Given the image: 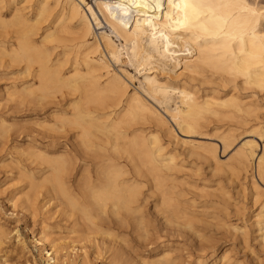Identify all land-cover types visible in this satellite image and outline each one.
<instances>
[{
    "label": "bare ground",
    "instance_id": "obj_1",
    "mask_svg": "<svg viewBox=\"0 0 264 264\" xmlns=\"http://www.w3.org/2000/svg\"><path fill=\"white\" fill-rule=\"evenodd\" d=\"M89 1L34 0L35 10L27 11L17 0H0V37L7 39L0 42V66L25 65L24 71L34 81L18 95L24 94L30 102L70 100L75 113L71 118L60 115L59 121L79 130L82 142L90 148V169L83 167L77 174L79 165L68 151L48 153L37 141L27 144L29 160L47 167L40 171L38 183L26 186L23 210L30 207L35 212L40 207L44 212L60 197L59 203L80 215L74 228L83 222L90 226V236H118L117 231L124 230L131 236L147 235L149 241L151 233L184 236L190 245H196L194 240L199 238L204 254L195 264H242L222 238L207 237L211 227L203 221L233 230L245 247L250 246L253 233L264 250V0ZM5 5L9 17L3 15ZM33 10L35 18L29 16ZM41 22L45 23L42 29ZM9 34L15 35V43ZM38 125L53 128L44 122ZM6 128V121L1 122L0 130ZM165 137L169 144L184 147L183 152L169 148ZM230 151L223 162L221 153ZM184 157L202 161L212 177L225 180L218 179L212 187L203 178L195 181H202L200 185L188 182L180 176L187 169ZM224 181L236 183L238 193L244 192L251 203L253 211L248 220L246 215L240 217L241 225L230 220L232 203ZM44 184L50 188L39 200ZM181 185H189L188 192L194 194L191 199H181L186 196ZM196 198L213 211L190 209ZM239 208L241 215L245 207ZM198 214L205 217L200 225L195 221ZM11 233L0 223V253ZM15 234L26 248L23 237L18 231ZM52 235L43 226L40 235L32 237L35 248L45 264H64L72 252L67 253V242L59 241L62 236ZM140 236L133 239L142 240ZM125 241L126 245L118 240L105 245L116 264L181 261L174 257L176 248L160 243L152 256L140 257L141 262L130 254V238ZM0 264H10L5 254H0ZM77 264H86L85 256Z\"/></svg>",
    "mask_w": 264,
    "mask_h": 264
},
{
    "label": "rangeland",
    "instance_id": "obj_2",
    "mask_svg": "<svg viewBox=\"0 0 264 264\" xmlns=\"http://www.w3.org/2000/svg\"><path fill=\"white\" fill-rule=\"evenodd\" d=\"M17 2H18V4H20L19 6H24L25 8L28 7L27 11L34 9L32 7L36 6V4H34L35 3L34 0H29V2H28V0H17ZM89 2L92 3V0H90ZM8 7H9L8 5H5L4 10H3V15L6 17H9V14H10V10L8 9ZM34 10L32 12L33 14L32 13L29 14V16L31 18H35V15L37 13ZM44 26H45V23L41 22L39 28L42 29ZM13 36H15V35L9 34V37H12L10 41L15 43L16 41L14 40ZM4 40H7V39H3L2 37H0V42L4 41ZM36 40L38 43H40V41H41L39 36L36 37ZM128 69L132 73H135L133 71V69H131V68H128ZM24 70H25L24 64H21L18 66H16L14 64V65H11V67H9V68H8V66L7 67L6 66H4V67L0 66V75H2V76H0L1 77V80H0V124H1V122H5V121L7 124L6 129L0 130V133H1V135H0V223L5 226L6 230L12 231L11 236H9L11 239L10 238L7 239L5 244L2 246V249H1L2 253H0V254L1 255L5 254L6 257L8 258V261L10 264H33L35 261L37 262V264H45L43 257L40 255L38 250L35 248L32 237H33V235H36V236L40 235L43 226H47V233H54V235H52V237L62 236L63 238L60 239L59 241H63V242L68 243V245H67V243H65L69 247L68 248L69 251L68 250H66V251H67V253L70 252L69 254H71V252H72V254H71L72 256H70V257H73V258L71 259L70 257H68L63 262L64 264H72V263L77 264L78 261L80 260V258L83 256H85L86 264L88 262L87 258L89 259L90 264H116L115 263L116 261H114L115 259H112V256L110 255L111 253L108 251L106 246L109 245L110 242H114L117 240L120 242L121 238L123 240H121L120 243L123 245H126V244H124L122 242L126 243L125 240L126 239L129 240V238H130V242L132 243V244L130 243V247L133 246V249L130 250V254L131 255L134 254L132 256H134L139 261H141L140 257L145 256L147 259V257H150L153 255V253L157 250L158 247L160 248L162 245H168L169 244V245L173 246L174 248H176L175 253L177 255L174 254V257L175 258L180 257L179 259H177V262H179L181 260L180 262L182 264H185V263L195 264V261L197 260L198 256L204 254V250L203 251H202V249L200 250V248L198 246V244H199L198 242H200V241H199V238L196 236H194L195 239L198 238V240L197 239L194 240L195 241L194 243H196V245H194V244L190 245L189 243L186 244L184 241L186 239V237H184V236L183 237L182 236H179V237L178 236H174V237L172 236V238H171V236L168 237V236H165L164 234H159L160 237H158L154 233H151L149 235L151 237L150 241H149V237L147 235H146L147 237L146 236L143 237L142 235L140 236L138 233H137L138 235L135 233L136 236L133 235L135 237L134 239L138 240L137 236H140L141 238L143 237L142 240L141 239L139 240L140 241V243H139V241H136L133 239V236H131V232H126L124 230H123L124 232L122 230L121 231L118 230L117 231L118 233L115 232V233H117L118 236H120V237L122 236L121 238L116 236V235H110L109 236V234H106V233H104V234L94 233V234H91V236H90V226L84 224L83 222H81V227L75 226L76 228H74L73 222H74L75 218L77 216L80 217V215L76 212L74 214H72V211H71L72 209L69 205L67 206V204H65V203H59L61 201V200H59V199H61L60 197L58 199H53L48 204L46 210L44 211L46 213L41 211L40 207H37L38 210L36 208L35 212L32 211L30 209V207H27L23 210V205H24V196H23L24 194L23 193L28 191L29 188H27V187H28V185H30L29 183H32V182L38 183L40 181L39 180L41 177L40 171L47 167L46 165H38L36 162H33L32 159H30L32 162L29 160L28 156L26 155L27 152L25 151L27 144H33L35 141H37L39 148L42 149L43 151H47L48 153L53 152V153L57 154L60 152L68 151L73 157L76 158V162L79 165V167H78L79 171L75 172L77 174L79 172H81V169H83V167L90 169V148L88 150L89 145L82 142L81 138L78 135L79 130L75 129L71 125L69 126V124H67V123L63 124L62 122L59 121V119H61V116H64L65 118H71L73 116V114L75 113V111H74L75 108H74L73 104L68 99H67V101L64 100L63 102L61 101L62 103L60 102L57 104L54 102H43V103L30 102V100L24 99V97H25L24 94L18 95V93H21L23 87L32 85V83L34 81L32 76L29 75ZM15 73H17V74H15ZM16 75L18 78L16 77ZM135 76L137 77V79L139 77L141 78V76L136 75V73H135ZM13 77H14V79H13ZM11 78H12V80H11ZM137 79L135 81L136 86L139 85ZM23 80H24V82H23ZM21 83L22 84L24 83V84L22 85ZM12 84L13 85L15 84V85L13 86ZM12 90H15V91H12ZM7 91H8V93H7ZM11 92H12V94H11ZM20 96H22V97H20ZM23 99H24V101H23ZM11 100H13V101H11ZM66 103L69 105H67ZM17 105H19V106H17ZM45 105H46V107H45ZM25 107L27 109L26 111H25ZM19 110H21V111H19ZM161 110L163 111V109H161ZM71 114H72V116H71ZM41 122H44L48 126L51 125L50 127H53V128H51V130H50V128L49 129L48 128L43 129L41 127H38L39 126L38 123H41ZM17 123H19V124H17ZM35 126H37L38 130ZM54 129H56V130H54ZM33 130H35V131H33ZM48 133H49V135H48ZM33 136H34V138H33ZM46 136H48V137H46ZM180 137L181 138L183 137L184 139L188 138V137H185L181 134H180ZM197 139H199V138H197ZM168 140L169 139L167 137H165L164 141H166V145H170L169 148H176L177 147L176 150L179 154H180V152H183L184 147H181V146L179 147V145L176 146V145H173L171 143L169 144ZM28 141H29V143H27ZM78 142H80V143H78ZM19 149L20 150L22 149V151H20ZM24 151H25V153H24ZM18 152H20V153H18ZM229 154L231 155L232 152L231 151L227 152L224 155L221 153V155H222V156L220 155V157L222 158L221 160L222 161L224 160L223 162H225L227 160V158L229 157ZM184 158H185L184 164L187 167V169H185L184 172L180 173L181 177L186 178V180L188 182H191V183L193 182L192 184H194V183L199 184V185H200V183L202 184V181L198 182V183L195 181H197L198 178H203L207 182L208 185L209 184L211 185V186L209 185L210 187L216 185L215 182H218V179H220V177H218V178L212 177V173L210 174L211 170H208L209 168L207 169L208 165H205V164L203 165L202 161L196 160V158H194V157L189 158V159H187L186 157H184ZM80 161H83V163H81ZM11 162H13V163H11ZM34 164H35V166H34ZM17 166H18V168H17ZM197 170H199V171L201 170L202 175ZM196 174H200L201 176L197 177ZM21 175H23V176H21ZM31 178H34L35 181ZM37 178H39V179H37ZM210 179L213 180L214 183H213V181L212 182L209 181ZM222 179L225 180L224 177L221 178L220 180H222ZM75 181H76V178L74 177L73 182L75 183ZM227 181L226 182L224 181L225 182L224 184L227 187H229L228 188L230 190L229 196L231 198V203H232L230 208L228 209V212L231 213L230 214V217H231L230 220H232L231 222L233 224L241 225L242 221L240 220V217L245 218V215H246L247 220H248L249 219L248 216H250L253 209L251 208V205H250L251 203L249 201H246L247 200L246 197H243L244 192L238 193L239 187H236V183H232L231 181H229L227 183ZM242 182L245 183L244 180H242ZM230 184H231V186H230ZM44 185H42L41 188L39 189L41 192L39 200H41L43 198V196H41V195H43L47 191V189L50 188L49 184H44ZM187 186H189V185H181L180 186V189H182L183 191L185 190L184 192L186 193V196L181 198L184 201L189 200L194 196L193 193L188 192V189H190V188L189 187L187 188ZM25 187H26V189H25ZM24 190H26V191H24ZM246 194H247V191H246ZM198 199H199V201H198ZM195 200H196V202L194 203V206L197 208L194 207V208H190V209L197 211V212L199 211L201 213L205 212V210H206V212H208V211L212 212L213 211V208H211L209 206H207L209 210L206 209L207 207H205V205H204L205 202L202 198H196ZM15 202H16V207L14 206ZM21 205H22V207H21ZM200 206H202V207L204 206L205 208L204 207H203L204 209H202V207L199 208ZM242 207L243 208L245 207L244 209H246V210L243 211L244 209H242ZM237 208L242 209L241 212L243 215L242 214L240 215L237 212ZM20 209H21V211H20ZM244 212H246V213H244ZM201 216H203V215L198 214V216L195 217L196 218L195 221H197L198 223H199L200 219L203 221L205 217H201ZM44 217L46 220L43 219ZM61 217H62V219H61ZM210 217L211 216H209V218ZM57 218H59V220ZM31 219H33V220H31ZM41 220H43V222L46 225ZM251 221L252 220H249V225L251 224L250 223ZM47 223H49V224H47ZM41 224H42V228H41ZM201 224H203V225L207 224V228L209 226L211 227V228H208V230L210 229L209 231H211L212 234L209 232L206 233L207 237H209V238L211 237L214 239L215 238L216 239L222 238L224 240V241H222V243L224 242L223 244H227L226 247L232 250V255L234 256V258L241 261L242 264H264V250L260 248V246L258 245L257 242H255V240L253 238V236H254L253 233L250 235V238H251L250 244H249L250 246L245 247L237 239L236 233L233 230L229 231L228 227L225 226L226 227L225 228V227L220 226V228H217L216 226L209 225L205 221L201 222ZM6 225H7V227H6ZM199 225H200V223H199ZM212 227L216 228L217 233H215L216 230L213 229ZM74 230H75V232L73 233ZM85 230H86V232H85ZM214 230H215V232H214ZM15 231H18L20 236L23 237V240L26 243V248H23L24 246L22 247L21 246L22 244L15 237L16 236ZM187 231H189V230H187ZM250 231L252 232L253 228H251ZM115 233H113V234H115ZM124 234H127V235L124 236ZM129 234H130V236H128ZM55 235H57V236H55ZM102 235H103V237H102ZM104 235H105V237H104ZM112 236H114V237H112ZM126 236H128L129 238ZM110 237L112 239L113 238L114 239L112 240ZM175 237H177V238H175ZM152 238H153V240H152ZM98 239H99V241H98ZM156 239H157V241H156ZM146 240H148V241H146ZM226 240H227V242H225ZM149 242H151V244ZM105 243H107V244H105ZM152 243H154V244H152ZM143 246H144V248H142ZM136 249H138V250H136ZM153 249H155V250H153ZM28 250H29V252H28ZM78 250H79V252H78ZM98 252H99V254H98ZM192 253H194V254H192ZM138 255H141V256H138ZM71 260H73V261H71ZM92 261H93V263H92ZM180 262H179V264H181ZM117 264H119V263L117 262Z\"/></svg>",
    "mask_w": 264,
    "mask_h": 264
}]
</instances>
